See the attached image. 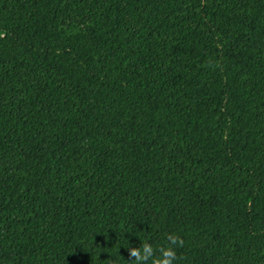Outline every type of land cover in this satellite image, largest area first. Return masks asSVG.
Masks as SVG:
<instances>
[{
    "label": "trees",
    "instance_id": "1",
    "mask_svg": "<svg viewBox=\"0 0 264 264\" xmlns=\"http://www.w3.org/2000/svg\"><path fill=\"white\" fill-rule=\"evenodd\" d=\"M169 234L264 264V0H0V264Z\"/></svg>",
    "mask_w": 264,
    "mask_h": 264
},
{
    "label": "clouds",
    "instance_id": "2",
    "mask_svg": "<svg viewBox=\"0 0 264 264\" xmlns=\"http://www.w3.org/2000/svg\"><path fill=\"white\" fill-rule=\"evenodd\" d=\"M169 247H162L158 250L159 255H154V249L151 244L144 243L140 247H134L129 249V256L133 257L135 264H144L145 261L152 259V264H173L176 258V252L172 245L182 244V240L174 235L169 234L167 236Z\"/></svg>",
    "mask_w": 264,
    "mask_h": 264
}]
</instances>
